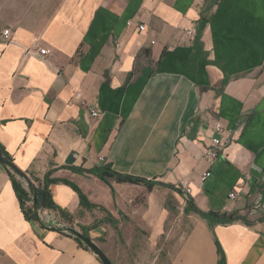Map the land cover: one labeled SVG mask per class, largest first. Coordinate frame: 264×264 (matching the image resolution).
<instances>
[{
    "label": "crops",
    "instance_id": "obj_1",
    "mask_svg": "<svg viewBox=\"0 0 264 264\" xmlns=\"http://www.w3.org/2000/svg\"><path fill=\"white\" fill-rule=\"evenodd\" d=\"M0 144L28 177L51 171L105 209L48 186L72 226L99 222L88 237L111 264H219L217 243L226 264H264V0H0ZM102 166L155 185L88 173ZM8 172L0 264H102L27 221ZM188 199L248 223L210 226Z\"/></svg>",
    "mask_w": 264,
    "mask_h": 264
},
{
    "label": "trees",
    "instance_id": "obj_2",
    "mask_svg": "<svg viewBox=\"0 0 264 264\" xmlns=\"http://www.w3.org/2000/svg\"><path fill=\"white\" fill-rule=\"evenodd\" d=\"M1 146L2 145L0 144V155L4 156L10 162H12L9 155L5 152V150ZM80 171L85 172L84 170H80ZM8 173L11 178L10 180L12 183V187L16 193V197L19 200L21 207L23 209L24 218L27 221L36 222L40 224V226L44 229H48L49 227L47 226V224H45V222H43V220L40 219L39 213L44 212L46 210H52V211L58 212V214L60 215V218L65 223H67L68 225H72L71 219L68 218L65 214H63L64 212L62 211V209L57 207L51 198L52 196L48 191V186L52 183L57 182V183H62L64 185L70 186L73 189V191L78 194L81 207L85 209H89V211L94 210V209L105 211V209H103L100 206L89 204L88 200L86 199V196L82 194V192L72 183L67 182L65 180H57L55 178H51L50 177L52 174L51 171L47 172L44 180L42 181H40L37 178L29 177L30 179L29 183H26L25 179L20 177L17 173H14V172L10 173V171ZM88 173L96 175L97 177H99V179L105 182H107L108 179L113 178L122 183L138 184V185L145 186L148 189H151L155 185L154 181H149L146 179L133 177V176H122V174L116 173L106 166H102V167L89 170ZM192 201L193 200L191 199H188L186 201L187 207L185 208V212L187 214L190 212L198 214L199 216H201L203 220H206L210 226H214L217 224L218 225H229V224H232L233 222L234 223L236 222L248 223V221H246L245 218L237 216L234 213L227 214V213H218V212H202L195 206V204ZM27 203H30L31 205L27 207L26 206ZM107 221L112 226H115L114 220L108 217ZM98 223L99 222L94 223L89 228L82 226L81 232L84 235L88 236V233H87L88 230L94 228ZM75 240L81 246L87 249V247L80 240L78 239H75ZM217 248H218L217 252L220 257L219 264H226L223 253L221 251L222 249L218 243H217Z\"/></svg>",
    "mask_w": 264,
    "mask_h": 264
},
{
    "label": "water",
    "instance_id": "obj_3",
    "mask_svg": "<svg viewBox=\"0 0 264 264\" xmlns=\"http://www.w3.org/2000/svg\"><path fill=\"white\" fill-rule=\"evenodd\" d=\"M73 163V153H70V155L66 159L65 164L72 165ZM0 164L7 169L9 168V170H11L12 172L17 173L20 177L25 179L26 183H29V177L2 155H0ZM40 219L42 220L41 217ZM43 222L47 224L49 230H56L57 232L68 234L74 239L80 240L87 247V250L90 251L93 255H95L102 262V264L112 263L104 254V252L100 248H98V246L87 235H84L76 229H73L72 227H68L63 223L56 221V219H53L52 217H49L48 221L43 220Z\"/></svg>",
    "mask_w": 264,
    "mask_h": 264
},
{
    "label": "built area",
    "instance_id": "obj_4",
    "mask_svg": "<svg viewBox=\"0 0 264 264\" xmlns=\"http://www.w3.org/2000/svg\"><path fill=\"white\" fill-rule=\"evenodd\" d=\"M126 24H127V26H129L130 25V22H128ZM137 28H138L139 31H142V30L144 31L145 30V27H144L143 24H138ZM9 33H10L9 30H5L2 33L3 38L4 39H7ZM39 53L41 55H45V56H47L49 54V52L47 50H45V49H41L39 51ZM89 112H90L91 118H97V117H99L98 112H96V111H94L92 109ZM214 129H215V131L217 133H219V132L222 133V128H221V125L220 124H217ZM218 147H221L220 139H216L215 138V139L212 140V147L210 149H208L206 151V153H204V160L207 163H209L210 165L213 163L214 159L217 157V153H218V150L217 149H218ZM211 175H212V173L210 172V170H206L201 175V181L203 183L206 182L211 177ZM187 193H189V191H187ZM228 197L230 199H236L235 192H231ZM46 221H48V220H46Z\"/></svg>",
    "mask_w": 264,
    "mask_h": 264
},
{
    "label": "rangeland",
    "instance_id": "obj_5",
    "mask_svg": "<svg viewBox=\"0 0 264 264\" xmlns=\"http://www.w3.org/2000/svg\"><path fill=\"white\" fill-rule=\"evenodd\" d=\"M8 170H9V168H8ZM10 171V173H13L11 170H9ZM40 214V217L41 218H44V215H43V213L41 212V213H39ZM66 226H68V227H72L73 229H76L77 231H79V232H81L80 231V229L78 228V227H75V226H72V225H68V224H66V223H64ZM82 233V232H81Z\"/></svg>",
    "mask_w": 264,
    "mask_h": 264
}]
</instances>
